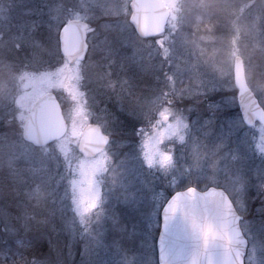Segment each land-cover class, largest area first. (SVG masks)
Instances as JSON below:
<instances>
[{"label":"rangeland","instance_id":"374dc122","mask_svg":"<svg viewBox=\"0 0 264 264\" xmlns=\"http://www.w3.org/2000/svg\"><path fill=\"white\" fill-rule=\"evenodd\" d=\"M49 1L0 4V168L42 208L38 219L12 213L1 184L0 247L14 235L20 246L36 229L65 247L60 264H157L168 194L215 185L243 214L246 264H264V126L244 122L234 72L241 56L264 108V0H165L171 17L154 37L136 33L130 0ZM72 18L90 27L85 58L70 64L59 33ZM48 91L71 123L63 138L35 147L18 133ZM90 121L111 138L94 158L77 148Z\"/></svg>","mask_w":264,"mask_h":264},{"label":"water","instance_id":"95a60500","mask_svg":"<svg viewBox=\"0 0 264 264\" xmlns=\"http://www.w3.org/2000/svg\"><path fill=\"white\" fill-rule=\"evenodd\" d=\"M2 0H0L1 3ZM130 21L140 37L166 31L171 11L165 0H130ZM90 24L80 18L68 20L60 30V48L70 64L84 59ZM235 83L245 123L259 121L264 126V108L250 89L241 56L235 59ZM167 117L163 118L167 122ZM68 124L62 106L53 91L38 97L31 106L22 128L25 140L44 146L62 138ZM110 138L96 122L81 132L78 149L86 157H95L109 144ZM157 237L159 264H238L245 256L248 240L241 228V215L225 189L189 186L174 192L160 213ZM211 231L205 237V229Z\"/></svg>","mask_w":264,"mask_h":264},{"label":"trees","instance_id":"16d2710c","mask_svg":"<svg viewBox=\"0 0 264 264\" xmlns=\"http://www.w3.org/2000/svg\"><path fill=\"white\" fill-rule=\"evenodd\" d=\"M51 1L52 0H50L49 2ZM27 7H29V5H27ZM107 106L108 109L109 108L110 110L112 109V103L109 102V105L107 104ZM71 118L72 116L68 118L69 124L71 123ZM139 124H141V122H139ZM18 135L22 136V132H19ZM12 173L14 172L12 171ZM3 174L4 173L3 171H1L0 168V186L1 184L2 186H4V189L2 190V194L5 199L10 198L12 202V204L9 203L4 205L7 206L12 211V213H15L16 215H18V213L20 212L19 208L20 210H23L24 208L27 209L26 210L27 212L25 211L24 214L28 216H31L32 213L38 212L37 213L38 216H34V219H38L41 216L40 211L42 208L39 207L40 209L39 208L37 209L35 208L33 203L25 201L26 200L25 198L27 196L24 198V195L26 194L24 193V190L22 188L21 185L22 182L20 181L19 176L16 175V179H5L4 178L5 175ZM172 193L173 192H170L168 196H170ZM8 200H6V203H8ZM21 214H23V212H21ZM158 224H160V212L158 214ZM35 230L30 231V233L27 235L29 236V238L28 237L25 239L21 238L22 241L20 246L17 245V242L20 241V237L18 235H14L13 237L10 238L9 240L10 243L8 242L9 245H7L8 243L6 244L7 246L4 244L1 245L0 264H5V263L12 264L10 263L12 260H16L18 264H60L59 261L56 262L57 259L56 257L57 256L59 257V255L64 256L65 247L62 245L61 249H59V247L55 246L56 243L53 240H50V238L48 239L47 237L42 238L39 234L36 233L37 231ZM4 246L5 248L2 249ZM10 247L13 250L8 252ZM58 252L59 255L58 254L56 255V253ZM10 255H13V257H11ZM7 259H9V261H7ZM62 264H67V263L62 262Z\"/></svg>","mask_w":264,"mask_h":264},{"label":"flooded vegetation","instance_id":"af4514ba","mask_svg":"<svg viewBox=\"0 0 264 264\" xmlns=\"http://www.w3.org/2000/svg\"><path fill=\"white\" fill-rule=\"evenodd\" d=\"M253 196H255L254 195V192H253ZM249 199H251V202L253 203V205H255V199H257L256 197H249ZM235 202V201H234ZM252 203H250V205H249V208L248 209H251V208H254V207H252ZM237 206V205H236ZM238 208V207H237ZM239 210V209H238ZM239 212L241 213V215H243L242 214V212L239 210ZM242 221H243V216H242ZM243 227V226H242ZM263 229H264V226H263ZM243 231H244V234H245V236L248 238V242H249V245H248V250H247V255H246V260H247V257H248V255H249V248H250V238H249V236L247 235V233H246V231L244 230V228H243ZM260 231V230H259ZM261 233L262 232H264V230L263 231H260ZM261 252L262 253H264V249L263 250H261ZM263 255V254H262Z\"/></svg>","mask_w":264,"mask_h":264},{"label":"snow or ice","instance_id":"6c2138e0","mask_svg":"<svg viewBox=\"0 0 264 264\" xmlns=\"http://www.w3.org/2000/svg\"><path fill=\"white\" fill-rule=\"evenodd\" d=\"M211 231V228L205 229V237H207L208 233ZM238 264H243V257L240 258Z\"/></svg>","mask_w":264,"mask_h":264}]
</instances>
